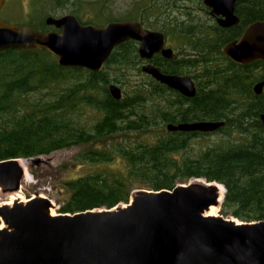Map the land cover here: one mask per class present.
<instances>
[{
	"label": "trees",
	"instance_id": "1",
	"mask_svg": "<svg viewBox=\"0 0 264 264\" xmlns=\"http://www.w3.org/2000/svg\"><path fill=\"white\" fill-rule=\"evenodd\" d=\"M55 3L57 7L72 3L70 10L81 22L101 25V9L95 18L84 21L81 3ZM256 18H264V13ZM12 23L56 29L43 20L39 24L33 20ZM164 30L167 36L171 34L168 28ZM208 33L201 27L176 33L183 42L179 49L189 52L193 47L200 54L214 56L193 72L199 82L191 97L147 73L143 82L134 84L129 92L122 91L120 98L112 96L108 83L122 80L117 74L110 75L107 67L142 71L134 39L115 45L99 70L60 65L46 49L0 50V159L88 143L95 146L76 154L77 160L124 159L127 169L123 172L97 171L64 179L68 197L60 207L62 212L127 202L134 186L172 188L191 177H204L223 184V212L242 220L264 218V124L259 118L264 111V91L256 94L250 86L254 79L264 78V62L256 59L243 65L222 56L219 45L223 40L209 47ZM153 60L170 72L189 71L195 62L189 56L178 63L161 56ZM88 106L101 114L91 125L80 121ZM199 119H225L218 130L228 136L194 150L191 140L208 133L166 128L168 122ZM232 131L236 137L230 136ZM130 133L148 137L130 139Z\"/></svg>",
	"mask_w": 264,
	"mask_h": 264
},
{
	"label": "water",
	"instance_id": "2",
	"mask_svg": "<svg viewBox=\"0 0 264 264\" xmlns=\"http://www.w3.org/2000/svg\"><path fill=\"white\" fill-rule=\"evenodd\" d=\"M5 0H0V8ZM211 13H221L218 21L236 22L235 0H203ZM44 21L56 29L12 23L0 16V50L46 49L57 63L102 68L115 45L134 39L138 53L150 59L155 52L172 56L165 46V34L143 26L137 19H111L104 24L81 22L72 12L48 14ZM221 50L238 63L261 59L264 62V18L250 22L238 38ZM142 71L186 96H194L196 86L188 74L168 73L152 62ZM264 79L254 85L260 92ZM115 98L121 87L108 83ZM259 118L264 124V111ZM221 120L168 122L173 130L212 131L225 124ZM0 159V186L18 189L24 174L22 160ZM219 184L223 187L220 194ZM222 183L191 177L172 188H141L127 202L111 207H93L74 212H51L52 200L34 195L0 204V264H264V218L242 220L222 214H208L211 205L223 199Z\"/></svg>",
	"mask_w": 264,
	"mask_h": 264
},
{
	"label": "rangeland",
	"instance_id": "3",
	"mask_svg": "<svg viewBox=\"0 0 264 264\" xmlns=\"http://www.w3.org/2000/svg\"><path fill=\"white\" fill-rule=\"evenodd\" d=\"M81 3L82 11L81 19L86 21L89 18H95L96 12L101 9V24L106 19L125 18L126 16L136 17L142 20L144 26L149 28H161L164 26L170 30L171 34L168 36V43L178 52L181 56L187 51L180 50L182 40L177 36V31L172 30L167 25L168 22L174 23L170 19V13L177 14L178 18L185 19L187 17L184 13L186 10L194 13L197 17L203 20V11L193 4L192 0H175L178 4L182 5L179 9L170 8L172 0H73ZM55 0H5L0 8V16L10 22L31 21L40 23L44 21L47 14L59 15L65 12H72V3L64 4L61 6L55 5ZM199 9V10H198ZM31 18V20H30ZM166 24V25H164ZM47 27L49 25H46ZM52 28V25L49 26ZM158 28V29H159ZM178 50V51H176ZM142 62L139 63L141 66ZM190 69L192 67H189ZM110 75L117 74L121 77L122 82H115L121 87V90L129 92L132 86L138 82H143L145 72L137 70L136 67L128 69L120 68L119 66H109L106 68ZM121 71L124 72L123 75ZM100 112L94 107H86L80 114V121L91 125L100 116ZM148 134H140L137 136L135 133H130V139L146 140ZM228 136L224 130H217L208 134H201L195 136L191 141L193 149L197 150L214 141L220 140ZM230 136L236 137L237 133L232 131ZM121 138V136H117ZM91 143L72 145L69 147H62L52 150L48 153L39 154L38 160L33 157L29 158L24 168V174L20 180L18 189L3 188L0 186V204L11 199V192L16 193L23 198L27 199L34 195H45L52 200L50 210L55 213L62 212L60 207L68 197L67 188L63 184L64 179L73 176L83 175L86 173L103 171V172H123L127 169L126 162L122 157L116 156L109 160L94 161L90 159L77 160L76 154L81 152L84 148H88ZM143 187L134 186L130 192V196ZM129 196V197H130ZM15 200V199H13ZM221 202L215 205V214H222L223 216L237 218L230 213H225L221 210ZM239 219V218H237ZM2 223L0 219V224Z\"/></svg>",
	"mask_w": 264,
	"mask_h": 264
},
{
	"label": "flooded vegetation",
	"instance_id": "4",
	"mask_svg": "<svg viewBox=\"0 0 264 264\" xmlns=\"http://www.w3.org/2000/svg\"><path fill=\"white\" fill-rule=\"evenodd\" d=\"M192 2H193L194 5L197 6L196 8H199V9H201L203 11V14H204L203 15V17H204L203 20L200 17H197L196 15H194V13L189 12L188 10H186L184 13L186 14L185 17H187V18H185V19H180V18H178L177 14L173 15L172 13H170V16H171L170 19L174 20V23L168 22L167 25L171 26L170 28L172 30H174V31H178V30L179 31L180 30H192V29H197V28L201 27L203 29V31L209 32L208 33L209 35L207 36V39L209 40V47H212L211 45H214V44L218 45L219 41H221V39L223 40V42L219 45V49L222 52V54L220 52H218V54H221L222 56H226V57H228V56L221 50L222 45L225 44L226 42L230 41V40L238 38L239 35L241 34V32L244 30V28L250 22H252V21H254L256 19H260V18H256L258 13H260V14L264 13V2L262 0H235L233 14L236 15L237 21L236 22H231V23H229L227 25H223V24H221L218 21V18H220V19L224 18V15H222L221 13H218V14L211 13L210 12L211 7L207 6L203 2V0H192ZM169 6H170V8H174L176 10L182 7V5L180 7L178 2L175 1V0H172L171 5H169ZM176 22H177V24H176ZM196 23H199L200 25H196ZM164 25H166V24H164ZM156 29H158V28H156ZM159 30L163 31L164 34H165V46L172 47L168 43V36L166 35V32L164 30V26H162V28H159ZM212 31H213V33H212ZM224 34H226V35H224ZM227 34H229V35L227 36ZM190 48H192V49L189 52L187 51L186 53H183L182 56L180 54H178V52H175L173 47H172L173 54L170 57L165 56L161 52L158 51V52H155L150 59L142 58V63L152 62L155 65L159 66L162 71L168 72V73L188 74L194 80V83H195V86H196V89H197V81L198 80H197L196 77H194L193 72H197L201 66H203L204 64L209 62L208 60H210L214 56L211 53L210 54H206V53L200 54V53L197 52V50L195 48H193V47H190ZM176 51H178V50H176ZM154 56H161V57H164V58H167V59H170V60L171 59H176L175 62H177V63L182 60V57H188L189 56V57L194 58L195 62L192 65H190V67H192V68L191 69L188 68L189 71H185V72H170V71L162 68V66L160 64L156 63V61L153 60ZM228 58L231 59L230 57H228ZM232 61H234V60H232ZM252 61H254V60H252ZM252 61H250V62H252ZM234 62H236V61H234ZM250 62L243 63V65L249 64ZM236 63H238V62H236ZM238 64H242V63H238ZM262 79H264V78H260V79H257V80L254 79L250 83V86H251L253 92L256 93V94H260V93H262L264 91V86L262 87L260 92H256L254 90L255 83L260 81V80H262ZM161 83H163V82H161ZM188 97H191V96H188ZM216 120H221V119H216ZM224 125H222V126H224ZM219 128L220 127H218L215 130H212V131H201V132H206V133L215 132ZM183 131H189V130H183ZM191 131H197V130H191Z\"/></svg>",
	"mask_w": 264,
	"mask_h": 264
},
{
	"label": "bare ground",
	"instance_id": "5",
	"mask_svg": "<svg viewBox=\"0 0 264 264\" xmlns=\"http://www.w3.org/2000/svg\"><path fill=\"white\" fill-rule=\"evenodd\" d=\"M27 161L28 160H22V164L24 165V166H26V164H27ZM219 186V188H220V194L222 193V191H223V187L221 186V184H219L218 185ZM11 199H9V200H7L6 201V203H11L12 201H13V199H21V200H26L25 198H23L22 196H20V195H18L17 193H16V191H12L11 192ZM51 212L53 213V211L51 210ZM206 213H208V214H213V213H215V205H211L210 207H209V209L207 210V211H205Z\"/></svg>",
	"mask_w": 264,
	"mask_h": 264
}]
</instances>
